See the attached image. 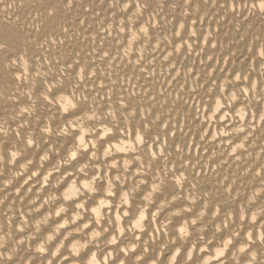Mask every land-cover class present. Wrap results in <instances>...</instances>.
<instances>
[{"label":"bare ground","instance_id":"6f19581e","mask_svg":"<svg viewBox=\"0 0 264 264\" xmlns=\"http://www.w3.org/2000/svg\"><path fill=\"white\" fill-rule=\"evenodd\" d=\"M246 2L0 0V264H264V12Z\"/></svg>","mask_w":264,"mask_h":264},{"label":"snow or ice","instance_id":"6c2138e0","mask_svg":"<svg viewBox=\"0 0 264 264\" xmlns=\"http://www.w3.org/2000/svg\"><path fill=\"white\" fill-rule=\"evenodd\" d=\"M118 2H119V0H117V3H118ZM117 3H114V4H113V7H116V6H117ZM63 4H64V7H66V8H72V7H74V0H63ZM225 4L230 5L231 10H232V12H233L234 14L237 12V8H240L241 10H243V9H247V8L249 7V5H248V3L246 2V0H225ZM136 6L139 7V4H137ZM223 6H224V5H221V7H223ZM258 6H259V10H260L261 12H264V0H259V5H258ZM50 7H51V11L48 12V15H49V16H52V15L55 14L56 9H55L54 6H50ZM251 7L256 8V7H257V4H256V3H253V4L251 5ZM150 27H151V21L148 22V26H147V27H140V28H139V32L142 33V34H144L145 37H147V38H149V39H152L151 37L148 36L149 28H150ZM179 27H180L181 29H184V28H185L184 24H180ZM127 28H128V25H127V24H123V26L120 28V31H121V32H125ZM62 31L65 32V33H67V32L69 31V29L65 27V28H62ZM109 34H110V33H109ZM191 35L194 37V36L196 35V33H195V32H192ZM176 38H179V40H180V48L191 47L190 44H186V42H185V40H184V36L182 35V33H181L180 31H176V32H174V40H173V45H174V47H173V51H179V50H180V48L175 47V44H176ZM136 39H138V37H136L135 34H133V40H136ZM52 43H56V41H52ZM60 43H63V41H60ZM41 46H43V45H41ZM4 47H5L4 44H0V48H4ZM104 55H105L106 57H108V56H109V53L105 52ZM261 56H264V51L261 52ZM140 60H143V55H141V57L138 59L137 62L139 63ZM89 67H90V66H89ZM172 70H173V71L176 70V69H175V66H173ZM96 75H97V74H96L95 72H91V73H90V72H88V71H87L85 68H83V67L79 68V77H80L81 80H87L88 78H90V77H92V76H96ZM242 79H244V77H242L241 75H239V74H236V75H235V80H236V81H241ZM77 87H79V85H77ZM100 87L103 88L104 85L101 84ZM49 91H51V89H49ZM193 91H194V90H193ZM225 91H227V90L225 89ZM216 92H219V87L216 89ZM73 95H74V94H73ZM108 99H111V97H109ZM212 99H213L216 103H219V101L216 100V93H215V92L212 94ZM231 99H232V100H236V99H238V97H237V95H236L235 92L232 93V97H231ZM82 100H83V101H87V100H88V96H87V95L83 96V97H82ZM120 103H123V102L121 101ZM70 106H71V108H73V109L77 107L76 104H71ZM127 107H128V106L125 105V110H127ZM224 107H225V104H220V107L217 108L216 110H217V111H220V110H221L222 108H224ZM212 108H213V105H212V104H208L206 110H207V111H211ZM64 111H65V112H68L69 109H68V108H65ZM81 111H83V108H81ZM197 111H199V109H197ZM229 111L235 112V105H234V104H233L231 107H229ZM224 119L227 120V117H225ZM261 119H264V117H261ZM172 135H175V133H172ZM138 139H139L142 143L145 142L143 137H138ZM158 139H159V138L157 137V141H158ZM82 142H83V141H82ZM31 143H32V142L29 141V144H31ZM154 143H156V141H154ZM72 155H73V158H75V153H73ZM150 155H151L153 158L159 159L160 157L163 156V153L161 152L159 157L157 156V153H155V152L150 153ZM81 171H82V169H81ZM85 187H88V185H85ZM56 214L59 215V213H56ZM141 219H143V216H141ZM183 231H184V229L182 228V229H181V232H183ZM251 238H252V237H251V234H250V235H249V239H251ZM113 243H115V238H113ZM229 243H231V241H229ZM39 251L43 252V249H41V250H39ZM133 251H134V249H133ZM241 251H244V249H241ZM221 255H223V253H221Z\"/></svg>","mask_w":264,"mask_h":264},{"label":"clouds","instance_id":"9594fccd","mask_svg":"<svg viewBox=\"0 0 264 264\" xmlns=\"http://www.w3.org/2000/svg\"><path fill=\"white\" fill-rule=\"evenodd\" d=\"M49 239H52V237H49ZM41 249H43V251H44V248L43 247H41L39 250H41Z\"/></svg>","mask_w":264,"mask_h":264}]
</instances>
